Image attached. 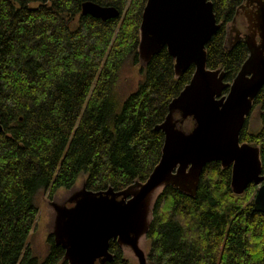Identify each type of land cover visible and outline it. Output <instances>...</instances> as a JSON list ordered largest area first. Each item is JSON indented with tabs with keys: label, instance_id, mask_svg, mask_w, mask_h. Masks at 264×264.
I'll return each instance as SVG.
<instances>
[{
	"label": "trees",
	"instance_id": "obj_1",
	"mask_svg": "<svg viewBox=\"0 0 264 264\" xmlns=\"http://www.w3.org/2000/svg\"><path fill=\"white\" fill-rule=\"evenodd\" d=\"M87 1L113 7L119 17L84 16ZM146 1L0 0V264H67L51 237L43 255L28 245L40 194L50 197L81 179L90 191H119L145 181L158 162L163 134L154 127L194 69L175 79L162 49L138 68L141 80L122 100L120 72L138 67ZM209 1L224 23L241 2ZM222 29L206 45L207 68H220L231 83L248 51L239 43L227 53ZM253 105L264 106L263 89ZM240 140L259 147L264 175V124L256 134L243 127ZM255 193L249 185L234 195L230 169L219 163L205 166L193 198L165 189L147 234L148 264H264V215L252 212ZM109 251L107 264H132L116 243Z\"/></svg>",
	"mask_w": 264,
	"mask_h": 264
},
{
	"label": "water",
	"instance_id": "obj_2",
	"mask_svg": "<svg viewBox=\"0 0 264 264\" xmlns=\"http://www.w3.org/2000/svg\"><path fill=\"white\" fill-rule=\"evenodd\" d=\"M81 14L101 21L119 17L117 9L89 1L82 4ZM220 27L209 0L146 1L138 28L139 70L165 49L173 59L175 79L190 67L194 71L190 81L169 102L164 120L154 127L163 134V144L159 160L145 181L136 179L119 191L112 187L90 191L81 179L44 200L46 236L63 250L62 262L110 263L114 256L109 246L113 242L125 260L148 264L147 234L159 196L172 188L195 197L203 169L211 163L230 169V190L234 195L241 196L249 185L255 186L252 212L264 215L260 149L240 140L254 99L264 90V20L259 42L254 36H245L249 54L231 83L224 82L220 68H207L206 45ZM234 40H238L237 36ZM233 45L227 37L223 48L229 52ZM256 74L261 79L252 83ZM240 94L243 95L237 100ZM261 113L264 115V109ZM220 118L222 123L215 126ZM189 120L192 128L185 130L183 124ZM256 125L250 133L260 130L261 120Z\"/></svg>",
	"mask_w": 264,
	"mask_h": 264
},
{
	"label": "flooded vegetation",
	"instance_id": "obj_3",
	"mask_svg": "<svg viewBox=\"0 0 264 264\" xmlns=\"http://www.w3.org/2000/svg\"><path fill=\"white\" fill-rule=\"evenodd\" d=\"M259 19L261 20V25H262L263 20H264V0H241L240 4L236 6V8L234 9L232 18L229 22L224 23L221 20L219 21L217 20V22H219L221 24V27L223 28L222 29L224 33L223 45H224L226 38L229 37L230 40L234 42L233 47L239 43H244L246 46L244 38L247 34L250 36H254L255 40L259 42L260 41L259 35H260V32L262 31L260 29L261 25L259 26ZM234 36H237L238 38L236 42L234 40ZM263 109H264V106L263 107L259 105L252 106L249 112V115L246 117V120L243 125V127H246V129L249 132L250 130L252 131L257 128L256 124L258 120H261L262 125L264 124V115L261 113V110ZM189 121L191 122V125H190V129H191L192 121L191 120ZM68 206L70 207L71 205H68Z\"/></svg>",
	"mask_w": 264,
	"mask_h": 264
},
{
	"label": "rangeland",
	"instance_id": "obj_4",
	"mask_svg": "<svg viewBox=\"0 0 264 264\" xmlns=\"http://www.w3.org/2000/svg\"><path fill=\"white\" fill-rule=\"evenodd\" d=\"M141 80V75L138 72V67L125 65L120 72L119 80V94L122 96V100L130 92H132L139 81ZM185 129H190L189 125H185ZM62 191V190H61ZM50 198L49 193H43L38 196V215L34 224V227L30 233L28 245L36 252L41 255L45 253L46 250V232L45 224L47 222V213L44 206V200Z\"/></svg>",
	"mask_w": 264,
	"mask_h": 264
},
{
	"label": "bare ground",
	"instance_id": "obj_5",
	"mask_svg": "<svg viewBox=\"0 0 264 264\" xmlns=\"http://www.w3.org/2000/svg\"><path fill=\"white\" fill-rule=\"evenodd\" d=\"M260 79H261L260 75H259V74H256V75H253L251 81H252V83H254V82L257 83L258 81H260ZM243 94H244V93H243ZM243 94H240L239 97L237 98V100H238L239 98H241V96H242ZM247 94H248V93H247ZM247 94H246V95H247ZM225 121L227 122L228 119L225 118ZM221 123H222V120H221V118H220L219 121L217 122V124H216L215 126H217L218 124L220 125ZM219 125H218V126H219Z\"/></svg>",
	"mask_w": 264,
	"mask_h": 264
}]
</instances>
